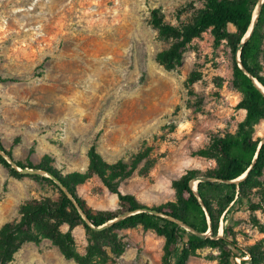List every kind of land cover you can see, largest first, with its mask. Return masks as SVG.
<instances>
[{
	"label": "rangeland",
	"instance_id": "rangeland-1",
	"mask_svg": "<svg viewBox=\"0 0 264 264\" xmlns=\"http://www.w3.org/2000/svg\"><path fill=\"white\" fill-rule=\"evenodd\" d=\"M201 7L202 0H0V77L19 80L0 83V141L13 162L48 165L66 176L88 172L94 144L110 165L130 164L149 149L135 173L115 183L147 207L175 201L173 181L216 167V159L199 152L215 136L235 133L246 114L237 107L242 95L233 86L227 40L216 45L209 30L185 47L176 69L157 60L173 39L159 37L152 10L160 8L164 21L177 26L178 17L188 22ZM256 137L264 138V120ZM36 171L17 176L0 163V228L20 221L27 201H58L59 190L46 180L52 175ZM77 192L95 211L119 208L118 196L97 175ZM255 217L264 226V211ZM234 219L241 246L264 248V232L249 213ZM60 231L69 232V225ZM116 233L125 250L110 254L107 264H162L164 237L141 226ZM72 236L85 255V228ZM10 264L77 263L43 238L24 243ZM186 264H220V251L200 249Z\"/></svg>",
	"mask_w": 264,
	"mask_h": 264
},
{
	"label": "trees",
	"instance_id": "trees-1",
	"mask_svg": "<svg viewBox=\"0 0 264 264\" xmlns=\"http://www.w3.org/2000/svg\"><path fill=\"white\" fill-rule=\"evenodd\" d=\"M259 3L260 0H202V7L194 11L190 21L182 22L178 17L177 26L164 21L160 8L152 10V24L158 29L159 37L173 39L171 47L157 55V60L167 70L180 66L185 47L206 31H211L216 45L227 40L232 48L233 86L242 95L237 107L246 114L235 133L215 136L209 147L199 152L216 159V167L205 172L187 171L173 181L175 201L147 207L140 204L135 196L122 194L115 181L131 177L149 157V149L134 156L130 164L119 161L110 165L98 154L94 144L88 153L90 164L86 174L64 176L48 165L35 167L31 163H17L20 169H41L50 173L66 191L53 180L46 179L59 190L58 201L48 198L27 201L21 206L20 221H9L1 226L0 264L12 263L24 243H39L43 238L59 247L67 260L77 264H107L110 254L120 256L125 250L116 231L139 226L164 237L162 264H186L191 256H196L197 251L204 248L218 249L220 264H238L237 258L242 259L240 264H264L262 244H239L235 228L240 222L234 219L237 212H247L252 223L264 232V226L255 217L256 212L264 211V143L261 144L264 138L256 137V127L264 120V93L254 81L256 79L264 87V3L253 32L240 51V62L237 60L238 47L251 27ZM230 27L235 31L230 32ZM240 64L245 71L239 67ZM18 81L0 77V83ZM0 151L14 161L12 153L1 141ZM0 163L15 175L23 176L2 154ZM91 175H97L110 192L118 196V209L95 211L79 196L77 186ZM199 177L207 180L198 183L196 192L191 182ZM143 210L155 211V214ZM114 220L104 230L95 229ZM64 224L69 225L67 233L60 231ZM80 225L85 228L89 241L85 255L76 251L72 236V231ZM220 228L223 229L222 237H218ZM209 229L211 234L208 237L200 236Z\"/></svg>",
	"mask_w": 264,
	"mask_h": 264
},
{
	"label": "water",
	"instance_id": "water-1",
	"mask_svg": "<svg viewBox=\"0 0 264 264\" xmlns=\"http://www.w3.org/2000/svg\"><path fill=\"white\" fill-rule=\"evenodd\" d=\"M263 3H264V0H260V3H259V5L257 6V8H256V10L254 11V15H253V20H252V24H251V27H250V29H249V31H248V33L250 32V34L248 35V33L246 34V36L244 37V39L242 40V42H241V44L239 45V47H238V61L240 62V51H241V49L243 48V46H244V43L249 39V37L251 36V34H252V32H253V29H254V27H255V25H256V20H257V17H258V15H259V11H260V8H261V6L263 5ZM255 13H256V17H255ZM248 35V36H247ZM239 67L243 70V71H245L244 70V68L242 67V65L240 64L239 65ZM254 81H255V84L260 88V90L264 93V87L256 80V79H254ZM264 143V139H263V141H262V143L261 144H263ZM260 144V145H261ZM0 154H2V155H4L5 156V158H6V160L14 167V168H18L17 167V165L7 156V155H5L3 152H1L0 151ZM21 173H23V174H37V173H39L38 171H36V170H33V169H29V168H24V169H18ZM247 175V173L244 175V176H242L241 178H239L238 180H237V182L238 181H240V179H242L243 177H245ZM51 178L64 190V191H66V189L63 187V185L61 184V183H59L58 181H57V179L55 178V177H53V176H51ZM207 180V178H204V177H200V178H197L196 180H194V181H192L191 182V186L194 188V190L197 192V186H198V183L199 182H203V181H206ZM144 212H149V213H151V214H155V211H151V210H143ZM80 214L82 215V217L84 218V220L85 221H87V218H86V216L80 211ZM116 220H114V221H111V222H109V223H107V224H105V225H103V226H101V227H99V228H95L96 230H104V229H106V228H108L109 226H111L114 222H115ZM185 228L188 230V231H190V232H192V233H194V234H197L195 231H193L191 228H189V227H187V226H185ZM210 233H211V229H209V231L206 233V234H200V236L201 237H203V238H206V237H208L209 235H210Z\"/></svg>",
	"mask_w": 264,
	"mask_h": 264
},
{
	"label": "bare ground",
	"instance_id": "bare-ground-1",
	"mask_svg": "<svg viewBox=\"0 0 264 264\" xmlns=\"http://www.w3.org/2000/svg\"><path fill=\"white\" fill-rule=\"evenodd\" d=\"M255 17H256V13H255ZM250 32H251V31H250ZM250 32L248 33V35L250 34ZM248 35H247V36H248ZM222 230H223V229H222ZM222 230H221V231H222Z\"/></svg>",
	"mask_w": 264,
	"mask_h": 264
}]
</instances>
